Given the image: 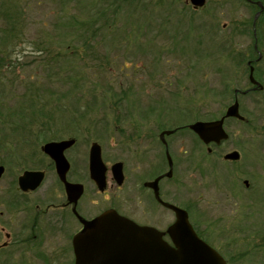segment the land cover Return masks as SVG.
I'll return each instance as SVG.
<instances>
[{
	"label": "rangeland",
	"instance_id": "rangeland-1",
	"mask_svg": "<svg viewBox=\"0 0 264 264\" xmlns=\"http://www.w3.org/2000/svg\"><path fill=\"white\" fill-rule=\"evenodd\" d=\"M206 1L194 9L189 0H10L17 4L24 37L11 44V63L0 70V121L11 122L18 108L30 110L32 99L57 118L51 127L55 139L76 138L84 156L98 142L109 167L121 161L139 177L142 152L163 151V130L218 119L234 102L233 91L250 87L243 57L251 54L254 9L246 0ZM4 17L2 12L0 42ZM85 42L96 47L97 58L85 55ZM257 100L239 97L253 124L228 122L230 139L210 146L211 152L187 129L167 137L179 164V191L207 221V238L228 264H264V120ZM37 136L14 135L0 149L7 167L0 188L44 162L43 137ZM234 151L241 159L226 161ZM158 217L146 220L164 229L170 219ZM18 228L12 230L21 237ZM41 257L12 247L0 252V264L71 262L68 256L57 262L50 254Z\"/></svg>",
	"mask_w": 264,
	"mask_h": 264
},
{
	"label": "flooded vegetation",
	"instance_id": "flooded-vegetation-1",
	"mask_svg": "<svg viewBox=\"0 0 264 264\" xmlns=\"http://www.w3.org/2000/svg\"><path fill=\"white\" fill-rule=\"evenodd\" d=\"M252 1L250 4L254 3ZM189 125L173 130H176L175 133L185 129L191 131ZM161 133L159 141L163 151L145 149L142 152V159L138 167L140 176L132 177L131 169L129 170L127 164L123 163L124 180L122 184H118L114 178L112 166L108 167L107 185L102 192L91 176L90 151L88 156H84L83 151L76 148L78 143L76 138L75 144L65 151V157L69 164L66 182L60 179L55 162L43 151L42 145L40 154H42L44 162L35 164L21 174L23 175L25 171L43 172L44 179L41 185L34 191L25 192L19 187V177L21 176L19 175L11 186L0 188V252L18 247L25 251L32 250L40 257L42 256L40 251L48 256L49 254L53 255L52 259H55V262L59 261L60 256L64 260L68 256L70 264H75L73 249L75 235L86 227H91L99 215L110 209L116 210L120 215L139 225L153 226L164 232L165 241L173 246L174 243L168 229L176 222L177 216L164 203L184 209L198 236L215 248L207 238V221L196 215L195 210L189 205L194 202L190 198L185 201L179 191L180 185L175 174L179 164H176V157L172 153L173 144L167 141L169 136L165 137L166 144L161 138ZM200 143L207 148V145L201 140ZM168 154L173 162V167L170 166ZM165 163L167 164L166 171ZM1 165L5 167L3 178L7 167L4 164ZM169 173L170 176L167 175ZM155 182H157V190L151 187V183ZM67 183L76 185L80 190L81 194L77 199L69 195ZM7 195L10 196L8 201L4 200V198L7 199ZM180 204H185V206ZM159 214H166L167 219H170L164 229H161L160 225L152 224L146 220L147 216L159 219ZM193 218H195V222L205 227L203 231L198 229V224L193 222ZM160 220L163 222L164 218ZM16 225L22 234L21 237H18L17 233L12 230ZM5 243L8 245L2 247ZM216 250L218 251V249ZM218 252L223 256L220 251Z\"/></svg>",
	"mask_w": 264,
	"mask_h": 264
},
{
	"label": "water",
	"instance_id": "water-1",
	"mask_svg": "<svg viewBox=\"0 0 264 264\" xmlns=\"http://www.w3.org/2000/svg\"><path fill=\"white\" fill-rule=\"evenodd\" d=\"M189 1L195 8L203 7L206 4V0ZM259 5L262 7L261 3ZM260 13L257 14L255 22ZM249 79L251 84L255 85L254 90L263 89L262 84L254 77V67L250 69ZM248 91L236 90L234 102L221 118L194 122L189 125V129L205 145H221L230 138L225 128L226 121L228 119L246 120L241 113L240 101L237 96L238 94L246 95ZM175 132L176 130H165L161 133V138L166 143L165 137ZM74 144L75 139H71L49 142L42 148L55 162L57 173L64 182H66V174L69 169L65 151ZM211 151L210 149L209 152ZM240 157V153L234 151L226 154L224 159L239 161ZM168 158L170 166L173 167L169 154ZM90 171L99 189L104 191L107 183V166L102 157V147L97 142H94L90 148ZM112 171L115 180L122 184L124 180L123 163L114 164ZM4 173L5 167L0 166V179ZM167 175L170 176V173ZM43 179V172L26 171L19 177V187L25 192L34 191L41 185ZM244 183L247 187L249 186L248 180ZM151 187L157 190V182L151 183ZM67 191L75 199L81 194L76 185L69 183H67ZM164 204L171 208L177 216L176 222L168 230L174 243L173 246L164 240L165 233L155 227L141 226L121 216L116 210L110 209L98 216L91 227H86L75 235L73 239L75 264H227V261L217 250L197 235L189 221L188 213L184 209ZM4 246H7V243Z\"/></svg>",
	"mask_w": 264,
	"mask_h": 264
},
{
	"label": "trees",
	"instance_id": "trees-1",
	"mask_svg": "<svg viewBox=\"0 0 264 264\" xmlns=\"http://www.w3.org/2000/svg\"><path fill=\"white\" fill-rule=\"evenodd\" d=\"M66 1V0H64ZM247 1V0H246ZM258 1V2H257ZM10 0H3V4L1 6L0 4V14L4 13L5 18V25L3 38L0 42V47L4 46L5 49H0V70L4 69L6 66V63H11V52L14 51V48H11V44L14 43V41L17 38H23L24 37V27L21 23V19L18 17V14L16 12L17 4H9ZM248 2V1H247ZM253 2V1H252ZM257 2V3H256ZM253 4H251V8L254 9L255 14L253 15L252 20L250 21L251 25V35L253 38V44L251 45V54L248 58L243 57V62L246 61L250 76V69L251 67H254V77L255 79L260 82L263 86V89H255V85L251 84L248 89H239L236 88L233 91V97L234 100L236 98L235 91L241 90L246 91L249 90L246 95L238 94V98L247 99L250 97H255L258 100L256 101V105L258 104L261 107L262 111V118L261 121L264 120V0H256ZM250 3V1H249ZM259 3L262 4V7L259 5ZM15 5V6H13ZM263 9V10H262ZM262 11L261 16L256 20L255 18L257 16V12ZM6 17H8V20L6 21ZM85 30H91L92 25H90L87 22H80ZM256 31V33H255ZM92 33L89 34V38H93ZM87 45H89L88 49H83L85 55L88 53L92 54V59L97 58L99 55L98 51L96 50L95 46H92L89 42H85ZM69 47V46H68ZM69 51V50H68ZM263 56V57H262ZM85 60V59H84ZM250 81V79H249ZM31 108L30 110H27L25 107L18 108L15 112V114H10V117L13 119L11 122L8 121L6 118L4 120H1V126H0V149L4 148L6 150V143L9 140L10 137H13L15 135L16 137L26 136L30 139L36 138L35 135L38 134L37 138L39 139L41 136L43 144L51 141L58 140L57 138L53 137L54 129H52V125L54 124V121H57V118L55 120V115H52V112L49 111L47 108H45L42 104L38 105L35 103V101H32L31 99ZM37 106V107H36ZM227 110V109H226ZM226 110L219 116L221 118L225 115ZM242 115L245 117V121H239L236 119H228L226 121V124L230 121H235L245 127H249L253 124L252 118L249 117L244 109H241ZM29 114V115H27ZM15 115L19 120L15 118ZM60 121H65V116L60 115ZM218 118V119H219ZM43 119L45 121L43 122ZM7 121V122H6ZM212 121V120H211ZM32 126H35V129L33 130ZM263 127V125L261 126ZM263 134H264V127L262 128ZM165 131V130H164ZM14 138V139H15ZM197 140L200 142L199 138L196 136ZM19 139V138H18ZM41 140V139H40ZM215 147H219L216 145H212ZM20 149V148H19ZM2 163L0 162V165ZM42 255H45L41 253ZM40 257V255H38ZM44 261V259H43ZM47 264H51L48 259L44 261Z\"/></svg>",
	"mask_w": 264,
	"mask_h": 264
}]
</instances>
